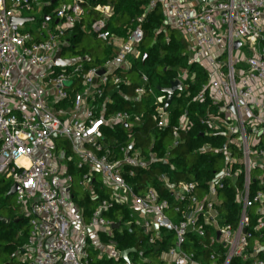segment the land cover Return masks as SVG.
Here are the masks:
<instances>
[{
  "label": "built area",
  "instance_id": "1",
  "mask_svg": "<svg viewBox=\"0 0 264 264\" xmlns=\"http://www.w3.org/2000/svg\"><path fill=\"white\" fill-rule=\"evenodd\" d=\"M50 3L0 0V175L19 185L16 200L29 220L27 240L17 253L19 263L94 264L100 258H120L122 250L99 240L100 232L113 233L115 222L97 214L115 201L130 207L149 243L166 244L154 262L140 254L145 263L264 264V0H150L124 36L108 28L112 6L97 4L93 9L99 17L83 27L113 52L91 66L73 58L68 66L53 61L57 50L70 44L67 31L81 24L88 0L60 2L52 18L43 16L35 30L10 22L23 12L42 17ZM157 6L165 24L183 35L189 65L205 71L207 80L194 96L206 104L200 123L209 133L225 137L224 146L216 149L224 152V165L215 176L199 183L162 175L168 196L151 186L138 192L127 180L169 154L159 156L153 141L147 148L138 146L132 133L148 115L159 130L171 121L167 94L155 93L158 89L145 71L138 72L135 86L128 75L135 66L129 56L137 61L142 56L141 22ZM175 79L181 89L174 97L183 92L188 97L196 72L182 68ZM121 85L133 86L131 93H124ZM117 86L116 93L142 103L139 111L110 110ZM145 107L151 109L148 115ZM119 124L130 132L120 155L115 151L118 140L107 144L104 130ZM191 125L190 117L182 114L171 128L174 144ZM63 141L70 143L73 155L68 156ZM72 156L76 167L87 169L78 179L84 191L96 196L97 172L110 193L89 222L76 213L78 229L73 212L79 209L73 200L76 178L68 164ZM230 186L238 207L234 221L223 208V191ZM133 220L124 222L126 228ZM89 226L97 236L94 249L86 239ZM128 257L125 264H133L131 253Z\"/></svg>",
  "mask_w": 264,
  "mask_h": 264
},
{
  "label": "trees",
  "instance_id": "2",
  "mask_svg": "<svg viewBox=\"0 0 264 264\" xmlns=\"http://www.w3.org/2000/svg\"><path fill=\"white\" fill-rule=\"evenodd\" d=\"M150 0H88L89 11H86L85 17L81 24L68 29L67 38L70 41L69 45L63 47L62 52L70 51L73 59H78L86 63L87 66L99 64L103 59L113 52L106 42L103 48L96 50L94 47L83 46L77 49L82 42L84 36L88 34L85 26L89 20H96L99 13L93 7L97 4H108L112 6V15L108 18V28L117 35L124 36L130 27L137 24V20L142 17ZM50 4L46 5L42 10V17L45 15H54L56 7L60 0H50ZM36 19V16H35ZM144 30L145 38L141 45L142 56L137 63L140 65L139 71H145L155 85L158 87H168L177 76L179 69L187 68L189 71L196 72V80L190 85V95L185 97L184 93L181 96L175 95L172 104L169 108L171 121L170 125L159 130L153 128L149 113L151 109L146 108V120L143 126H137L133 129V137L136 144L147 148L152 141L154 142L153 149L159 156H166L167 160L154 162L148 169H138L135 176L127 178V180L136 188V191L141 192L149 186L158 189L163 196H168L169 193L164 189V184L161 181V176L166 175L172 181H196L206 182L215 176V174L223 167L225 154L223 151L216 150L224 146L225 137L223 134H211L207 131V127L199 121V115L205 111L206 104L194 100V96L201 89L207 77L205 71L195 64L189 65L187 45L181 32L175 28L165 24V17L160 6L152 8L141 22ZM179 31V32H178ZM95 39L96 36L92 35ZM98 39V38H97ZM145 42H147L145 46ZM145 54L147 58L143 60ZM95 56V58H94ZM135 68V66H134ZM133 68V69H134ZM137 69V68H136ZM138 70V69H137ZM138 71V72H139ZM125 73V72H124ZM157 80V82H156ZM156 82V83H155ZM137 83L134 81L133 86ZM133 86L127 87L121 85L124 93H131ZM160 93L159 90H157ZM141 105L136 101L123 97L121 94L113 95V102L109 104L110 110H132L139 111ZM145 106V105H144ZM143 106V107H144ZM186 113L192 120L190 130L182 134L181 139L174 144L171 128L177 123L182 114ZM105 130V142L111 143L113 139L118 140V145L115 151L120 155V147L129 139V133L126 130V125L119 124L113 127H107ZM68 156L73 155L71 145L68 141H63ZM211 147L202 151L203 146ZM235 155H239L236 149H233ZM77 158L72 156L69 164V173L76 179H79L82 174L87 171L86 168L76 167ZM98 173L94 172V186L96 196H92L89 192H75L73 189V200L83 208V219L90 221L94 212L99 207L102 200L110 199L108 189L102 186L101 181L97 178ZM12 186V181L5 176L0 175V216L10 218L8 224L0 221V249L6 255L1 264H20L18 260V251L23 247L27 237V230H21V224L26 220L22 215H4L2 210L6 208V202L10 201L11 195L9 190ZM257 187L254 182L253 188ZM223 193L226 196L224 209L229 213L230 221L235 220L238 207L235 202L236 190L230 186L225 188ZM103 216L115 223L121 222L118 228L114 227L113 233L108 235L100 232L99 237L101 242L113 243L119 250L126 248H136L137 252L131 253L133 260L138 261V264H148L143 262L139 255L148 257L152 262L157 260L159 251L166 247L162 243H149L148 235L140 228L131 217V209L125 203L113 202L110 207L104 211ZM17 220V221H16ZM132 221L129 228L123 227L126 221ZM123 258H100L95 260L94 264H125Z\"/></svg>",
  "mask_w": 264,
  "mask_h": 264
},
{
  "label": "rangeland",
  "instance_id": "3",
  "mask_svg": "<svg viewBox=\"0 0 264 264\" xmlns=\"http://www.w3.org/2000/svg\"><path fill=\"white\" fill-rule=\"evenodd\" d=\"M70 1L71 0H60V2H70ZM23 14L36 16L35 20L26 22L22 26L23 28H26L28 30H35L36 28H38L39 24L41 23V19H40L41 14H39V12H32V13L23 12ZM103 44H104V42L102 40L97 39V38L95 39L90 33H88L84 36L82 42L78 45L77 49H79L83 46H90V47H94L96 50H99V48H103ZM146 44H147V42H145V46H146ZM141 50H142V48H141ZM63 58H73V57H72V54L70 51H66L63 53ZM94 58H95V56H94ZM129 58L133 61V63H135V68L131 72H129L128 75H129L130 79L134 80L136 83H139L140 79H139L138 71H139V69H141L140 65L137 63V60H135L132 56H129ZM156 82H157V80H156ZM155 93H158V92L155 91ZM151 101H152V99H151ZM258 175H261V173H258ZM12 184H13V181H12ZM74 191L78 192V193H83V188L79 185L78 179L75 180ZM5 204H6V208L4 210H2V213L4 215L9 214L11 216L12 215L20 216L24 212V206L19 205L17 203L15 195L11 196L10 201L6 202ZM76 215L77 214L75 213L74 217L77 220ZM24 218H26V220L24 222H22L20 228L22 231L27 230V236H28V234H29V220L27 217H24ZM79 226H80L79 221L77 220V222L74 223V227H75V229H78ZM26 240H27V237H26ZM103 248L104 247H100V249H103ZM5 256L6 255L3 253L2 249H0V264L2 263ZM131 258H133V257L131 256ZM135 261L136 260H133L132 263L138 264V261H136V262Z\"/></svg>",
  "mask_w": 264,
  "mask_h": 264
},
{
  "label": "water",
  "instance_id": "4",
  "mask_svg": "<svg viewBox=\"0 0 264 264\" xmlns=\"http://www.w3.org/2000/svg\"><path fill=\"white\" fill-rule=\"evenodd\" d=\"M52 18L51 15H45L44 19L46 20H50ZM35 17L31 16V17H20V16H12L10 18V22L11 23H15V24H24L25 22L34 20ZM240 42H236L235 45L239 46ZM147 58V54H145L143 60H145ZM54 64L57 66H68L71 63V59L70 58H63L62 57V51L61 50H57V52L55 53V56L53 58ZM104 70L100 69L99 73H103ZM120 89L119 86H117L112 92L111 94L113 95L114 93L118 92ZM181 89V82L177 79L173 80L170 84V86L168 87H158V90H160L161 92H164L167 94V99H166V103H165V107L168 108L173 100L174 94L176 90ZM19 185L17 183H13L10 190H9V195L13 196L15 195L16 190L18 189ZM99 217H102L103 215V209H100L98 214ZM0 221L8 224L10 222V218L6 217V216H0ZM17 221V220H16ZM121 225V222H117L113 224V227L118 228ZM92 227L89 226L88 230H91ZM137 252V249L132 247V248H126L124 250L121 251V257L128 262L129 261V254L130 253H135Z\"/></svg>",
  "mask_w": 264,
  "mask_h": 264
},
{
  "label": "crops",
  "instance_id": "5",
  "mask_svg": "<svg viewBox=\"0 0 264 264\" xmlns=\"http://www.w3.org/2000/svg\"><path fill=\"white\" fill-rule=\"evenodd\" d=\"M91 8L88 6V7H86V10L87 11H89ZM31 16H34L35 17V15H23L22 17H31ZM35 20V19H34ZM31 21H33V20H31ZM29 22V21H28ZM26 23V22H25ZM111 48V47H110ZM62 57H63V52H62ZM100 181H101V176L98 174V177H97ZM75 202V201H74ZM75 204H77L76 202H75ZM77 206L79 207V209H77V210H73V212H74V214L75 213H78V212H80V213H82V215H83V208L80 206V205H78L77 204ZM21 215H23L24 216V214L22 213ZM25 217V216H24ZM83 217V216H82ZM83 221L84 222H89V221H85L84 219H83ZM80 225V224H79ZM123 227H126L125 226V224L123 223ZM93 231V228L91 229V230H88V235L86 236L87 238V241H88V243L90 244V248H92V249H94L95 248V243H97V236L95 235V233H93L92 232ZM77 233V232H76ZM99 240H100V238H99ZM101 241V240H100ZM94 254H98V250H94Z\"/></svg>",
  "mask_w": 264,
  "mask_h": 264
}]
</instances>
